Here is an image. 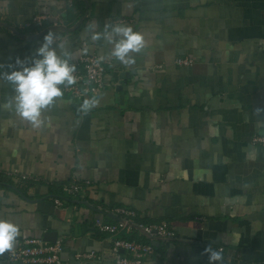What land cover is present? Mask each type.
Wrapping results in <instances>:
<instances>
[{
  "label": "crops",
  "instance_id": "crops-1",
  "mask_svg": "<svg viewBox=\"0 0 264 264\" xmlns=\"http://www.w3.org/2000/svg\"><path fill=\"white\" fill-rule=\"evenodd\" d=\"M35 14L39 25L21 27ZM119 18L144 40L130 64L111 56ZM48 31L58 55L111 64L100 93L84 98L97 100L87 113L64 91L38 128L0 107V219L19 226L13 247L50 232L63 245L58 264H114L112 237L93 222L123 207L135 224L167 223L178 235L117 233L158 242L141 264H209L207 247L221 253L216 264H264V144L251 140L264 136V0H0V73L33 56ZM12 95L0 78V105ZM73 179L82 192L58 197ZM88 250L100 258L75 259ZM0 264L20 263L5 251Z\"/></svg>",
  "mask_w": 264,
  "mask_h": 264
},
{
  "label": "built area",
  "instance_id": "built-area-1",
  "mask_svg": "<svg viewBox=\"0 0 264 264\" xmlns=\"http://www.w3.org/2000/svg\"><path fill=\"white\" fill-rule=\"evenodd\" d=\"M44 18L45 16L41 14H35L25 21L21 27H34L39 25ZM126 20L121 18L114 19L111 22V26L119 25ZM65 59H68V62L75 66L74 76L77 82L67 87L61 85L62 91L77 99H84L90 95H98L104 87L106 68L111 64L110 59L91 52H83L76 57ZM175 63L179 66H190L193 61L187 57H178L175 59ZM251 140L254 143L264 144V136L261 135H254ZM18 179L27 181L25 175L19 176ZM61 190L65 197H75L82 192L83 185L73 179L63 184ZM52 200L57 205L62 204L61 198L54 197ZM103 213L116 220L105 222L101 218H96L93 222V227L97 231L112 237L109 254L114 264H141L145 257L155 253V247L151 242L132 240L117 235V233L129 231L132 227L140 233L147 235L151 241L178 239L174 227L169 226L167 223L135 224L133 219L136 213L133 210L115 207ZM62 250L63 245L60 240L49 242L42 238L29 237L25 238L18 246L7 250L6 259L10 263L20 264H58L61 260L60 254ZM218 250H222V247H219ZM97 258L99 259L100 257L93 250L80 251L75 254V259L78 261Z\"/></svg>",
  "mask_w": 264,
  "mask_h": 264
},
{
  "label": "clouds",
  "instance_id": "clouds-1",
  "mask_svg": "<svg viewBox=\"0 0 264 264\" xmlns=\"http://www.w3.org/2000/svg\"><path fill=\"white\" fill-rule=\"evenodd\" d=\"M112 33L118 39L115 40L111 56L122 63H132L133 57L130 54L143 48V36L127 25L113 26ZM98 38V34L92 36L94 40ZM105 38L109 43L113 42L112 35L106 33ZM57 41L58 38L51 31L46 32L33 56L16 57L8 65V70L0 73V78L7 81L13 91L11 98L0 107L13 110L34 128L42 125L43 111L51 106L56 98L63 96L60 86L67 87L77 82L74 76L75 66L56 51L57 47H62ZM96 104L97 100L94 98L84 99L80 110L87 113ZM19 231V226L14 222L0 219V253L13 248ZM204 251L208 254L209 264H216L222 260L219 251H214L210 247Z\"/></svg>",
  "mask_w": 264,
  "mask_h": 264
},
{
  "label": "water",
  "instance_id": "water-1",
  "mask_svg": "<svg viewBox=\"0 0 264 264\" xmlns=\"http://www.w3.org/2000/svg\"><path fill=\"white\" fill-rule=\"evenodd\" d=\"M46 234H49V235H50V236L46 239L47 241H49V242H55V241H56V235H55V234H54V235H51L50 232H47ZM51 236H52V237H51ZM44 237H45V235H44ZM44 239H45V238H44ZM157 243H158V242L154 243V245L156 246Z\"/></svg>",
  "mask_w": 264,
  "mask_h": 264
},
{
  "label": "trees",
  "instance_id": "trees-1",
  "mask_svg": "<svg viewBox=\"0 0 264 264\" xmlns=\"http://www.w3.org/2000/svg\"><path fill=\"white\" fill-rule=\"evenodd\" d=\"M69 10H70V9H69ZM78 29H79V28H78ZM78 29H77V30H78ZM61 187H62V185H60L59 188H58V194H57L58 197L61 196V194H62Z\"/></svg>",
  "mask_w": 264,
  "mask_h": 264
}]
</instances>
